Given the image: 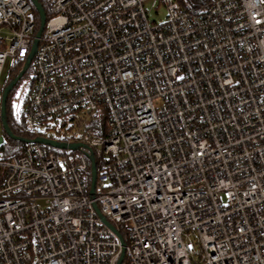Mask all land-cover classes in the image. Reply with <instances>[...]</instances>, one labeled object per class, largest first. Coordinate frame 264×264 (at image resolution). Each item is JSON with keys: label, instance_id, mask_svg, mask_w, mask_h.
Wrapping results in <instances>:
<instances>
[{"label": "built area", "instance_id": "built-area-1", "mask_svg": "<svg viewBox=\"0 0 264 264\" xmlns=\"http://www.w3.org/2000/svg\"><path fill=\"white\" fill-rule=\"evenodd\" d=\"M150 1L47 0L25 126L81 114L104 135L0 158V264H264V0H159L162 23ZM35 10L0 0V128L2 75L29 60Z\"/></svg>", "mask_w": 264, "mask_h": 264}, {"label": "trees", "instance_id": "trees-1", "mask_svg": "<svg viewBox=\"0 0 264 264\" xmlns=\"http://www.w3.org/2000/svg\"><path fill=\"white\" fill-rule=\"evenodd\" d=\"M28 1H31V0H28ZM37 1L43 6V9H44L45 14H46V18L50 19L52 17V12H51L48 4H47V0H37ZM176 1L184 9H186V10H188L190 12L196 13V12L201 11L205 7L209 6L214 0H176ZM35 12H36V15H37V27H38V30H39V28H40V17H39V14H38V12L36 10H35ZM23 67H24V63L23 62H17L16 63L14 70H11L10 73H9L10 77L5 82V85L3 86L4 88L7 87L15 78L18 77V75L21 73ZM27 74H33L32 65H30V67L28 68V70L24 74V76H26ZM33 83H34V81L32 79V87H33ZM32 87H31V89H32ZM13 93L14 92L12 91L9 94V98H8L6 122L8 124L9 129L11 130V132L13 133L14 136L22 138V139H27V140H33V139H36L39 136L49 137V138H52V139H59L61 137V131L59 130V127L64 128L66 126V122L65 121L63 123H61L59 125V127L56 124L53 127V129L49 130V131L29 132L28 129L26 128V126H25V122H24V119H23V112H22V114L20 116L16 115V113L14 112V110L12 108L11 102H12L13 97H14ZM29 94H30V92H29ZM83 127L85 128L86 131L92 132V134H94L95 136H103L104 135V132H103L104 124H102V123H100V124L99 123L98 124L88 123L87 125H84ZM1 128H2V131H3L4 139H5V144L1 147L2 150H3V157L2 158L11 159V158L20 156L23 153V150L26 147L27 143L8 137V135L4 131L3 127H1ZM70 129L72 130L73 127H71ZM79 129H81V124L78 125V129H76V130H79ZM76 130H74V131H76ZM46 133H50L52 135L51 136H47V135H45ZM46 148L49 151H51V152H55L57 154L61 153V151L58 150V149H54V148H51V147H46ZM97 165L99 166V162L98 161H97ZM91 183H92V173H91V171H89L87 173V175H86V184H87V188L88 189L91 188ZM116 226L119 229L121 235L124 237V232H123L122 228L118 227V225H116Z\"/></svg>", "mask_w": 264, "mask_h": 264}, {"label": "rangeland", "instance_id": "rangeland-1", "mask_svg": "<svg viewBox=\"0 0 264 264\" xmlns=\"http://www.w3.org/2000/svg\"><path fill=\"white\" fill-rule=\"evenodd\" d=\"M146 9L149 11L151 22L162 23L165 21L167 17V9L159 0L148 2L146 4ZM16 63L17 62H15L14 60L8 61L7 67L5 68L1 79L2 86H4L5 82L9 79L10 77L9 73L11 70H14ZM32 79H33V74H27L18 82L17 86L13 90L14 97L11 104L16 115L20 116L23 112L25 101L32 87ZM64 121L66 122V126L64 128L59 127V125ZM52 123L53 125L56 124L58 125L59 130L61 131V135H65L68 132H72L78 129V125L80 124H81V130H85L83 126L87 125L89 121L86 120L83 117V115L79 114V115L62 116L59 119L53 120ZM71 127H73L72 130L70 129ZM40 132H44L43 128L40 129ZM45 135L51 136L52 134L46 133ZM0 136L4 137L2 128H0ZM2 157H3V150L0 147V158ZM197 249L200 251L199 246L197 247Z\"/></svg>", "mask_w": 264, "mask_h": 264}, {"label": "water", "instance_id": "water-1", "mask_svg": "<svg viewBox=\"0 0 264 264\" xmlns=\"http://www.w3.org/2000/svg\"><path fill=\"white\" fill-rule=\"evenodd\" d=\"M37 10V12L39 13V17H40V28L38 30L37 33V38L34 42V46H33V51L32 54L30 55L29 60L26 62L25 66L23 67L21 73L18 75L17 78H15L7 87L4 88L3 91V98H2V109H1V121H2V127L4 129V131L6 132V134L8 135V137L12 138V139H16V140H20L22 142L25 143H38V144H43L47 147H51L54 149H59V150H65V149H75L77 146L79 145H70L67 146L66 144L63 143H59L55 140L49 139V138H44V137H38L36 139L33 140H27V139H22L19 137H16L13 135V133L11 132V130L8 127V124L6 122V117H7V104H8V98H9V94L13 91V89L15 88V86L18 84V82L22 79V77L24 76V74L27 72L28 68L30 67V60L33 58L34 53L36 51L37 45H38V40L41 37L44 29H45V25H46V14L45 11L43 9V6L37 1V0H31ZM91 173H92V183H91V188H90V194L94 195L95 194V188H96V181H97V168L95 163L92 162V166H91ZM95 209L98 213V215L102 218V220L104 221V223L111 229L113 230L119 237L123 249H125V243L123 241L122 236L117 232V230L115 229V227L113 225H111L103 216V214L101 213V211L99 210V208L97 206H95ZM124 261V253L121 255L118 264H122Z\"/></svg>", "mask_w": 264, "mask_h": 264}]
</instances>
